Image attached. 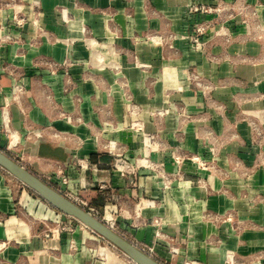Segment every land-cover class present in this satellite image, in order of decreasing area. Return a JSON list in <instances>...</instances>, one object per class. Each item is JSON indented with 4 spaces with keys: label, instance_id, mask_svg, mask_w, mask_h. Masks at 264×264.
Returning <instances> with one entry per match:
<instances>
[{
    "label": "crops",
    "instance_id": "obj_1",
    "mask_svg": "<svg viewBox=\"0 0 264 264\" xmlns=\"http://www.w3.org/2000/svg\"><path fill=\"white\" fill-rule=\"evenodd\" d=\"M0 148L162 264H264V0H0ZM6 172L0 264H99Z\"/></svg>",
    "mask_w": 264,
    "mask_h": 264
},
{
    "label": "water",
    "instance_id": "obj_2",
    "mask_svg": "<svg viewBox=\"0 0 264 264\" xmlns=\"http://www.w3.org/2000/svg\"><path fill=\"white\" fill-rule=\"evenodd\" d=\"M0 166L56 207L75 217L102 238L119 248L138 264H162L110 228L106 223L99 221L91 212H88L66 195L48 185L39 176L12 160L2 151H0Z\"/></svg>",
    "mask_w": 264,
    "mask_h": 264
},
{
    "label": "rangeland",
    "instance_id": "obj_3",
    "mask_svg": "<svg viewBox=\"0 0 264 264\" xmlns=\"http://www.w3.org/2000/svg\"><path fill=\"white\" fill-rule=\"evenodd\" d=\"M0 151L7 154L12 160L16 161L17 163L21 162L19 157L15 156L14 154H11L5 149L0 148ZM6 173L8 175V178L11 179V181H20L17 178H15L13 175H11L8 171ZM94 217L97 218L99 221L106 223L99 215H94ZM112 226H113L112 229L117 231L115 224H113ZM97 246H102L100 250V254L98 252L96 253V260L99 261V264H134L128 257L125 256V254L119 248L113 246V244H111L109 241H107L104 238H102L100 244ZM111 259L112 262L110 261Z\"/></svg>",
    "mask_w": 264,
    "mask_h": 264
},
{
    "label": "built area",
    "instance_id": "obj_4",
    "mask_svg": "<svg viewBox=\"0 0 264 264\" xmlns=\"http://www.w3.org/2000/svg\"><path fill=\"white\" fill-rule=\"evenodd\" d=\"M194 41H195V43L197 45L200 44L198 38H195ZM21 89H22V87H20V86L17 87V90H21ZM194 159L199 162V165L201 167L205 166V164H206L205 161L203 159H201L200 157H194ZM175 161L177 163H180L181 162V157H178V156L175 157ZM118 163H119V166H122V167L125 165V161L123 159H119ZM64 195H66L68 198H70L71 200H73L74 202L79 204L80 206L86 207L85 203H83L82 201H79L80 203H78V200L75 199L72 195H70V194H64ZM88 211L91 212L93 215H97L96 211L94 209H92V208H90ZM156 222H158V221H156ZM138 248H140L142 251H144L145 253H147L151 257H153L154 248L152 246L138 247ZM187 264H199V263H197L196 261H191V262H188Z\"/></svg>",
    "mask_w": 264,
    "mask_h": 264
},
{
    "label": "bare ground",
    "instance_id": "obj_5",
    "mask_svg": "<svg viewBox=\"0 0 264 264\" xmlns=\"http://www.w3.org/2000/svg\"><path fill=\"white\" fill-rule=\"evenodd\" d=\"M107 225L112 228L110 223H107ZM114 246V245H113ZM123 252V251H122ZM124 253V252H123ZM126 257H128L134 264H138L135 260H133L131 257H129L126 253H124Z\"/></svg>",
    "mask_w": 264,
    "mask_h": 264
}]
</instances>
